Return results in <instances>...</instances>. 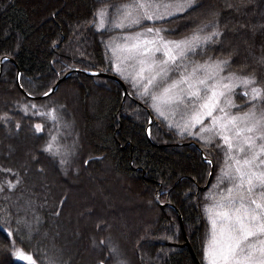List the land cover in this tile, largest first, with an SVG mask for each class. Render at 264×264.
Returning <instances> with one entry per match:
<instances>
[{"label": "trees", "instance_id": "16d2710c", "mask_svg": "<svg viewBox=\"0 0 264 264\" xmlns=\"http://www.w3.org/2000/svg\"><path fill=\"white\" fill-rule=\"evenodd\" d=\"M125 2L0 0V60L7 57L0 68V140L10 131L33 145H22L14 155L4 146L0 150V264H28L14 256L15 248L29 254L34 264H113L115 258L120 264H144L146 259L148 264H196L184 245L179 215L197 259L204 264L205 208L214 199L212 190L224 170L227 147L216 135L179 134L152 112L146 97L130 89V95H123L113 79L86 73L114 74L106 47L111 31L97 28L96 13L103 9L111 14L112 8L119 9ZM211 4L217 7L214 13ZM160 25L170 36L202 35L190 59L220 60L223 72L251 78L260 89L258 105L264 110V0H197ZM231 25L243 31L248 41L245 50L230 31ZM18 70L19 84L35 97L21 92ZM68 72L53 93L36 97ZM69 90L77 94L83 127L69 114ZM232 95L235 112L256 103L240 88ZM175 146L179 151H167ZM25 150L34 157L27 158ZM201 150L212 164L204 160ZM22 159H29L30 166L21 164ZM103 161L111 169L108 175L99 170ZM46 166L61 181L82 180L84 169L92 174L91 181L83 179L86 189L66 184L86 202L80 211L83 215L92 209L95 195L109 197L105 204L97 203L104 216L93 219L87 229L85 238L92 237L95 246L85 248L77 258L69 254L78 250L73 235L76 214L68 215V221L62 218L68 191L60 187L51 195L42 191L40 172ZM211 169L209 185L200 189ZM120 179L121 188L116 183ZM109 187L113 189L108 192ZM128 191L139 200L136 204L144 215L145 203L152 207L151 215L134 228L118 210ZM31 219L34 231L26 234ZM109 225L130 235L126 238L129 254L108 238L104 228ZM43 232L49 238L44 239Z\"/></svg>", "mask_w": 264, "mask_h": 264}, {"label": "rangeland", "instance_id": "374dc122", "mask_svg": "<svg viewBox=\"0 0 264 264\" xmlns=\"http://www.w3.org/2000/svg\"><path fill=\"white\" fill-rule=\"evenodd\" d=\"M196 2L126 0L118 6L119 9L112 8L111 14L98 9L96 26L99 30L111 31L106 47L113 64L112 71L124 82L127 90L146 97L152 112L178 130L179 134L187 133L201 138L216 135L227 147L224 170L212 190L214 199L205 208L208 236L203 248V263L264 264V110L258 105L260 89L247 76L223 72L220 60H191L193 52L203 41V36L198 32L186 37H175L167 35L166 27L160 25V21L180 14ZM210 7L211 13L217 9L212 4ZM230 31L245 50L248 41L244 40L243 31L236 30L232 25ZM232 49L239 50L235 47ZM236 88H240L249 100L255 101V105L248 103L243 111H233L236 105L232 93ZM77 100L74 90H69V114L76 116L79 126L83 127ZM24 141V138L15 137L8 131L0 140V150L4 146L8 154L14 155L22 145L33 146ZM175 150L179 151V147L167 148V151ZM23 154L27 158L34 157L30 156L28 150ZM22 160L21 164L30 166L29 159ZM205 161L212 164L207 158ZM99 170L104 175L111 171L106 161L100 163ZM40 174L41 189L46 195H51L56 187L68 191L62 218L68 221V215L76 214L73 235L78 250L64 251H69L72 258H77L78 254L85 252V248L95 246L92 237L87 241L85 236H88L90 222L104 216L97 203L105 204L109 197L107 194L95 195L90 202L92 209L83 215L80 211L86 202L80 201L78 194L66 184L86 189L83 179L91 181L92 177L88 170L82 171V180L77 177L57 180L52 168L47 166ZM223 182L227 184L223 185ZM116 183L122 187L121 179ZM112 189L109 187L106 191ZM138 201L129 191L125 194V204L117 201L121 216L131 228L142 224L152 212L151 205L145 203V212L148 214L144 215V211L137 207ZM110 221L114 223L113 219ZM34 223L33 219L28 222L30 227H25L26 234L34 231ZM59 230L63 231L61 228ZM104 230L109 239L118 242L122 253L129 254L126 242L129 234L117 233L111 225ZM66 233L70 235L71 232ZM53 235L57 236V233ZM42 236L44 239L49 238L45 232ZM13 252L18 260L34 264L32 257L22 250L15 248ZM148 262L146 259L144 264ZM113 264H120L119 259L115 258Z\"/></svg>", "mask_w": 264, "mask_h": 264}, {"label": "water", "instance_id": "95a60500", "mask_svg": "<svg viewBox=\"0 0 264 264\" xmlns=\"http://www.w3.org/2000/svg\"><path fill=\"white\" fill-rule=\"evenodd\" d=\"M6 58H7V57H4V58H2V59L0 60V68H1V62H2V60H3V59H6ZM86 73H88V74H95V75H99V76H103V77L111 78V79H113L114 81H116L117 83L120 84V86H121V88H122V91H123V95L128 94V90H127V88H126L124 82H123L120 78H118L117 76H115V75H113V74H110V73H107V72H93V71L91 72V71H87ZM68 74H69V72H68L67 74H65L64 76L60 77V78L57 80V82H56V83H55V84H54V85H53L48 91H46L45 93L40 94V95H38V96H36V97L43 98V97L48 96V95H50L51 93H53L54 90L56 89L58 83H59L62 79H64ZM16 82L18 83V86H19V88H20V90H21V92H22L23 94L27 95L28 97H35V96H33V95L28 94L26 91H24L23 88L21 87V85L19 84V70L17 71ZM201 154H202V156H203V152H202V150H201ZM211 176H212V169L210 170L209 178H208L206 184H205L204 186H201L200 189H204V188H206V187L209 185V182H210ZM179 220H180V227H181V230H182V232H183L184 245L187 247L188 251H189L190 254L192 255V257H193L195 263H196V264H200L199 260L197 259L196 255H195V253H194V251H193V249H192V247H191V245H190V242H189V240H188V238H187V236H186V234H185V232H184L183 225H182V222H181V216H180V215H179Z\"/></svg>", "mask_w": 264, "mask_h": 264}]
</instances>
